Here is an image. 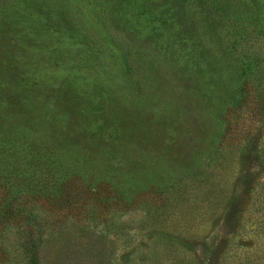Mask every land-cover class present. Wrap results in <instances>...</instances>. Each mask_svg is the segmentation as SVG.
I'll return each instance as SVG.
<instances>
[{"label":"rangeland","instance_id":"obj_1","mask_svg":"<svg viewBox=\"0 0 264 264\" xmlns=\"http://www.w3.org/2000/svg\"><path fill=\"white\" fill-rule=\"evenodd\" d=\"M150 1L57 0L5 29L25 45L20 62L0 55V137L22 124L44 168L66 158L80 176L58 194L22 157L27 177L6 186L39 181L42 196L1 218L0 264H31L37 235L42 264H264V112L232 114L233 44L264 82V24L250 19L264 3Z\"/></svg>","mask_w":264,"mask_h":264},{"label":"trees","instance_id":"obj_2","mask_svg":"<svg viewBox=\"0 0 264 264\" xmlns=\"http://www.w3.org/2000/svg\"><path fill=\"white\" fill-rule=\"evenodd\" d=\"M264 3V0H262ZM144 3L147 4H152L153 1L150 0H144ZM34 8L37 12H40V9H50L57 11V8H63V5L59 2L57 3V0H0V55L2 57L7 58L4 59L6 63L8 61H12L14 59L17 60V62H20L23 58L22 56L15 51L13 48L16 47H23L25 45V42L21 40V38L16 39L15 41L11 40V37H6L5 35V29L8 28H15L18 29L21 27V24L25 26V17L27 16L28 9ZM258 18L256 15H252L250 19H254L257 24H264V15L261 16L258 14ZM56 17V16H55ZM243 17V16H242ZM240 17V18H242ZM156 20H158L160 23L164 22V16L163 15H156L154 16ZM50 21H54V16L53 18H50ZM253 22V20H252ZM52 29L54 30V22H52ZM264 30V29H263ZM262 30V31H263ZM260 33V30H258ZM256 36L252 35L251 39L256 40ZM16 44V45H15ZM15 45V46H14ZM22 50V48L20 49ZM13 51V52H12ZM19 51V50H18ZM237 52L235 44L232 45V59L234 60H239L240 66L238 68L239 74L236 78L235 81V86H234V94L232 96V114H238L241 113V110L244 107H247L252 104V111L254 113L257 112H264V82L260 78V74L257 69H255L254 65H256V61H253L254 64L250 62V58L248 55L243 53L242 57L237 53V56H235ZM14 53V54H13ZM10 55V56H9ZM33 56V55H32ZM39 56V55H38ZM37 57V56H34ZM241 57V58H240ZM9 58V60H8ZM31 57H29L30 61ZM4 64V68H8V64H6L4 61H2ZM6 64V65H5ZM38 66V65H37ZM37 66H32V69H30L32 72V75L34 76L35 74H40L39 70L36 68ZM17 83L19 82L18 80L16 81ZM16 119L19 117H15ZM0 122L2 120L0 119ZM16 128L17 130H15ZM27 132V129L22 126V124H14L13 125V135L9 136V138H1V141H5L4 143H10L12 146L7 147V151H4L6 153V157L3 158L2 156L0 157L3 159V161L6 164V171L3 175H1L2 180H4V185L3 187V192L2 194V200L0 201V220L3 217H8L7 215H10L9 218L15 214L16 210L18 213H24L23 209H20L19 202L22 200L23 194H34V196H42V188L41 184H39V181L37 182V185H31L33 188H30L31 192L29 191L27 187V191L25 190V186L21 185L18 188H12L14 184L13 179L17 178V176L23 175L27 177V175L23 174L22 169V157H25L26 160H28L30 157H34L37 160L36 166L37 169L36 171L32 172L33 174L35 173H41L45 172L46 174L53 176L52 179V186L56 189L57 193H61L62 189L67 185L68 181H73L74 178L76 179L80 174L72 170V166L76 165L77 163L75 160H73V163L71 162L70 159L62 158L59 159L56 163V166L54 171L48 167V169L43 167V160H38L37 157L46 156V148L42 145V143L37 140L36 142L33 140L32 144H28V140L30 137L28 136L29 139L25 140L23 133ZM61 147H65L68 149L69 147L65 144L62 145V143H59ZM3 143L0 144V151L5 150L3 148ZM32 147V148H31ZM29 148L31 149V153L29 154ZM71 157V155H68ZM14 159V161L10 160ZM264 161V160H263ZM53 167V165H51ZM11 169L9 170V168ZM82 169V168H81ZM25 170V169H23ZM84 170V169H83ZM28 172V171H27ZM42 173V174H43ZM28 175L30 173L28 172ZM78 175V176H76ZM22 177V176H21ZM1 180V179H0ZM93 180V179H92ZM12 183L11 187H7L6 183ZM98 182V181H97ZM78 203V202H77ZM71 206H77V204L73 203ZM14 213V214H12ZM25 217L32 222L34 219V214L33 211H27L25 212ZM31 238V237H30ZM42 239L37 235L33 237L32 240L26 239L24 240V246H23V252L29 253L30 254V263L31 264H42V262H39L40 254H41V246H42Z\"/></svg>","mask_w":264,"mask_h":264}]
</instances>
